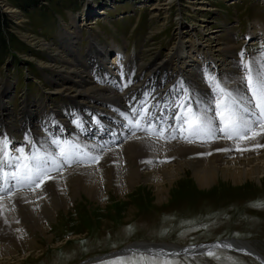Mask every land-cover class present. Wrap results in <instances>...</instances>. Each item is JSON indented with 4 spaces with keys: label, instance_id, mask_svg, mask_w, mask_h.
I'll return each instance as SVG.
<instances>
[{
    "label": "bare ground",
    "instance_id": "bare-ground-1",
    "mask_svg": "<svg viewBox=\"0 0 264 264\" xmlns=\"http://www.w3.org/2000/svg\"><path fill=\"white\" fill-rule=\"evenodd\" d=\"M6 10L14 12L15 9L7 6ZM91 13V4L88 3L82 13L73 18L71 25L66 24L61 30L60 48H63V54L55 48L56 55L49 56L52 58L50 63L55 67L47 68L50 70L47 81L53 84V93H63L70 102L65 101L64 106L54 109L47 107L44 100L29 101L24 98L25 106L20 109L19 117L6 106L4 100L8 97L12 81L0 84V141L7 139L10 152L14 153L15 138L20 136L26 144L28 140L33 141L41 152L51 146L58 153L59 149L51 141L60 140L68 142L65 146L69 151H77L71 145L80 148L79 143H82L89 147V150L83 147L84 153L103 157L98 164L91 166H88L90 162L87 160L80 166H65L62 177L52 172L57 178L48 181L43 191L33 193L28 188L23 189V199L31 203H25L23 199L14 200L15 211L4 213L9 223L5 224L0 217V264L19 261L22 251L26 254L37 252L43 248L42 239L55 241L53 226L59 223L61 217L70 219V214L77 211L81 200L106 208L104 199L111 191L123 200L129 198L134 189L145 186L154 191L155 203L160 204L187 175L199 188L209 187L219 180L240 185L244 182L261 183L264 178V148L235 151L237 143L239 147L246 148L263 144L264 138L235 143L219 139L205 145L188 144L182 139L165 143L149 139L146 132L134 128L137 120L145 128L148 120L156 127L161 124L165 127L175 125L173 117L179 111L171 102L175 91H179L176 104L185 97H190L192 102L201 99L200 103H194L196 107L210 103L214 94L211 95L206 82L208 74L229 89L238 90L240 95H250L242 80V60L234 40L217 44L216 51L225 57L218 60L222 62V67L208 57L197 55V52L193 54L196 46L189 39H184L188 36L184 34L187 31H182L181 39L175 41L165 56L157 55L145 62L141 57L122 56L119 47H114L112 60L111 52L98 41L99 35L95 31L89 32V43L86 47L83 45V28L88 24L87 18ZM99 13L102 15L105 12ZM53 75L55 77H51ZM132 108L138 112L134 114ZM142 110H147L149 115L144 116ZM77 113L81 116L73 117ZM128 120L133 121V126L128 125ZM132 131L140 139L133 137ZM100 146L111 151L101 152ZM28 147V152L34 150L29 144ZM220 148L230 151H217ZM198 153L202 156L197 157ZM192 154L193 159L190 158ZM17 220L19 223H16ZM219 241H212L211 245L199 243L190 246L138 241L124 249L111 251L112 255L98 260L140 251L178 254L162 256L172 258L180 255L195 257L209 250L227 249L251 255L264 264V255L250 241L236 238ZM123 250H126L125 253Z\"/></svg>",
    "mask_w": 264,
    "mask_h": 264
},
{
    "label": "rangeland",
    "instance_id": "rangeland-1",
    "mask_svg": "<svg viewBox=\"0 0 264 264\" xmlns=\"http://www.w3.org/2000/svg\"><path fill=\"white\" fill-rule=\"evenodd\" d=\"M88 3L92 13L83 28V45L89 43V32L95 31L98 41L111 52L112 60L114 47H119L122 56L141 57L145 62L157 55L165 56L175 41L181 39L182 31H187L184 34L188 38L184 39L196 46L194 55L197 52L208 57L220 67L222 62L218 60L224 56L216 51L219 42L234 40L240 60L252 61L264 53V0H172V3L170 0H0V84L12 81L8 97L2 96L15 115L25 106L24 98L44 100L47 107L54 109L69 101L63 93H53V84L47 81L50 71L47 68L55 67L49 56L56 55L55 48L63 54L61 30L66 24L71 25ZM7 6L13 7L14 12L7 11ZM99 12L105 13L99 15ZM178 92L171 95L173 105ZM210 100L213 104V98ZM201 101H191L194 109V103ZM210 103H202L200 107L213 106ZM173 105L170 107L174 108ZM15 141V149L24 147L28 152L23 137L17 136ZM79 144V149L89 150ZM45 151L55 153L51 146ZM193 157L194 154L190 155ZM129 194V198L121 200L111 191L104 199L106 208L79 199L80 206L70 214V219L64 216L59 223L55 221L52 231L55 241L42 239V249L29 254L22 251L20 260L11 264H75L83 260H90L87 264H102L118 256L98 261L92 258L138 241L190 246L236 238L250 241L264 255V206H261L264 178L261 183L240 185L219 180L199 188L187 175L171 189L161 205L155 203L154 191L145 186ZM211 251L215 257L205 255L206 251L195 257L161 259H171L176 264H263L235 250Z\"/></svg>",
    "mask_w": 264,
    "mask_h": 264
},
{
    "label": "snow or ice",
    "instance_id": "snow-or-ice-1",
    "mask_svg": "<svg viewBox=\"0 0 264 264\" xmlns=\"http://www.w3.org/2000/svg\"><path fill=\"white\" fill-rule=\"evenodd\" d=\"M240 55L243 58L244 53L241 52ZM242 69V80L246 92L250 95L242 96L238 90L229 89L215 76L208 74L206 82L214 94L212 107L200 108L197 105L194 109L190 97H185L178 104L174 101L175 107L179 109L173 117L175 125L165 127L161 124L156 127L151 120H148V126L145 128L137 120L134 128L146 132L149 139L155 138L165 143L182 139L188 144L203 145L215 142L217 139L238 142L264 138V53L259 60L242 59ZM142 111L144 116L149 115L147 110ZM132 112L136 114L138 110L132 108ZM128 125L133 126V121L128 120ZM132 136L140 139L136 137L135 131H132ZM27 143L32 146L33 151L27 152L24 147H19L13 153L8 150L7 139L0 141V217H3L5 224L9 223V220L4 213L15 211L14 200L23 199L21 194L24 188H28L33 193L37 190L43 191L48 181L57 178L51 175L52 172L62 177L65 166L71 167L73 164L80 166L85 160L89 161L88 166H91L98 164L103 158L102 155L89 153H84L82 156L78 145H71L77 151H69L65 146L68 144L67 141H51L59 149L58 153L41 152L33 141L28 140ZM236 147L239 151L247 150L241 149L239 143ZM256 147L264 148V144L257 143ZM100 148L101 152L111 151V149L105 150L104 146ZM217 151L227 152L230 149L220 148ZM23 202L31 203L26 199H23ZM16 223L19 221L17 220ZM170 255L178 254L162 251L132 252L129 256H118L102 264H176L174 260L161 259L162 256ZM205 255L215 257V253L211 250Z\"/></svg>",
    "mask_w": 264,
    "mask_h": 264
},
{
    "label": "water",
    "instance_id": "water-1",
    "mask_svg": "<svg viewBox=\"0 0 264 264\" xmlns=\"http://www.w3.org/2000/svg\"><path fill=\"white\" fill-rule=\"evenodd\" d=\"M211 243H213V242H209V243H206V244H210L211 245ZM212 247V246H211ZM107 255H111V254H106V255H103L102 257H105V256H107ZM98 258H100V257H96V258H94V259H98ZM88 260H85V261H81V263L79 262L78 264H83V263H85V262H87Z\"/></svg>",
    "mask_w": 264,
    "mask_h": 264
}]
</instances>
